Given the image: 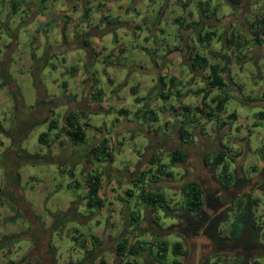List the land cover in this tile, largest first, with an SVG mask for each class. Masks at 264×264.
<instances>
[{
    "label": "rangeland",
    "instance_id": "1",
    "mask_svg": "<svg viewBox=\"0 0 264 264\" xmlns=\"http://www.w3.org/2000/svg\"><path fill=\"white\" fill-rule=\"evenodd\" d=\"M43 1L49 11L55 4V13L61 9L58 6L61 0L55 4ZM90 2L93 6L85 13L90 29L85 27L77 37L65 39L53 31L56 17L50 24L44 16L39 18L46 15L41 0H0V82L4 81L0 87V189L7 185L9 190L8 194L0 190V264H100V259L104 264H117L113 246L121 230L131 240L141 234L148 240L160 231L169 243L179 240L185 254L174 255L181 264H193L197 250L209 258L212 243L200 235L177 237L166 228L175 218L163 214L158 205H152L156 209L154 223L152 211L144 210L147 206L138 195L139 185L129 183V178L134 180L138 170L144 169L145 182H140L144 187L150 185L147 160L152 154L157 158L161 150L158 157L166 161L163 162L166 168L160 174L163 177L168 169L172 175L171 180L166 177L160 182L169 184L160 186L161 192L170 208L178 207L181 195L177 187L186 179L195 177L203 187L215 186L213 173L203 157L222 143L231 148L229 155L234 158L230 162L231 173L247 177L243 188L258 199L255 216L261 223L264 185L259 188L257 181L264 176V40L260 44L251 41L248 22L264 13V0H242L234 8L225 0ZM98 2L104 6H97ZM211 8L214 12L209 15ZM35 12L39 14L33 18ZM84 18L78 17L77 22H83ZM176 18L182 21L181 26L174 22ZM193 21H198L196 27ZM73 26L68 23L67 34L74 35V29L80 32V27ZM197 30L216 33L207 44H200L195 39ZM218 34L225 38L239 35L237 47L234 44L226 47L224 37H217ZM81 38H86L84 43L79 41ZM48 47L54 51L51 56ZM194 51L206 56L208 62L215 60L220 64L225 63L220 54L224 51L229 59L221 74L225 76L227 72L241 89L231 82L226 91L212 88L210 95H229L221 116L225 118V114L234 111L236 118L219 129L213 122L202 125L193 122L196 126L193 138H187L184 144L177 138L179 123L175 119L180 116L176 114L183 113L182 105L186 103L201 106L199 99L206 89L208 72L206 67L190 71L189 55ZM63 55L65 61L61 59ZM66 63L80 69L75 79L81 82L75 84L74 78L61 69ZM169 74L177 84L173 89L164 87L168 97L163 98L156 94L160 87L158 76L166 79ZM63 79L69 83L67 90ZM134 85L136 91L131 94L129 87ZM91 86L100 89L99 99L91 95ZM40 95L57 100L56 107L50 108L55 109L58 127L68 108L84 111V116L78 118L79 122L87 121L84 144L72 145L62 133L56 137L58 128L52 129L46 142L39 141L38 134L46 131L49 123L45 118H55L31 111ZM134 95L144 97L135 102ZM69 98L76 103L68 102ZM117 108L126 109V113L120 114ZM190 113L186 111V115ZM34 115L40 121L32 126ZM191 125L186 120L183 127L191 133ZM101 139L110 150L112 159L108 161L84 154ZM175 147L183 149L186 160L181 163L168 160L166 151ZM24 150L39 151L43 156L35 161L22 158ZM91 169L100 178L103 206L99 209L84 203L83 179ZM70 180H77L79 186L69 185ZM125 186L130 187V195L124 193ZM220 198L223 201L228 197ZM139 209L144 214L132 231L127 226L128 216ZM90 233L98 242L92 241ZM228 250L224 248L222 255ZM137 256L143 264H159L146 250ZM171 256L168 251L166 258ZM252 256L264 260V246L253 250Z\"/></svg>",
    "mask_w": 264,
    "mask_h": 264
},
{
    "label": "trees",
    "instance_id": "2",
    "mask_svg": "<svg viewBox=\"0 0 264 264\" xmlns=\"http://www.w3.org/2000/svg\"><path fill=\"white\" fill-rule=\"evenodd\" d=\"M225 2L232 5L234 8L240 2H242V0H225ZM198 5L200 6L201 2L198 1ZM200 12L202 13V11ZM213 12L214 8H211L209 15H212ZM84 17H86L85 14L82 15V18ZM174 22L181 26L182 21L179 18H176ZM192 24L197 25L198 21H193ZM196 25L194 27H196ZM248 26L251 32V41L253 43L260 44V41L264 40V13L255 17L252 22L249 21ZM63 30L64 27H62L61 30L64 35ZM197 31L198 32L195 35V39L200 44H207L211 40L212 36L216 33V31L214 30L203 32H200L199 30ZM220 36L222 37L223 35H217V37ZM238 38L239 35L234 36L230 34L229 38L227 36L226 38L224 37V45L230 48L229 46L231 44H234L235 47H237ZM120 49H123V47L121 46ZM168 49L170 50V48ZM220 54L224 57V64H220L215 60L208 62L207 57L198 53V51H194L189 55L190 60L188 67L190 71L195 69L205 70L206 67L208 69V72L205 76L206 89L200 95L199 99L201 106H199V104L191 106L189 105V103H186V105H182L183 113L181 111L176 114V117L180 116V118H176L175 121L179 123L177 125L176 133L177 138L181 143L186 144L189 140L187 138H193V129L194 127H196L193 122H196L198 125H202V123L210 124L211 122H213L216 125L217 129H219L221 126L223 127L224 125L229 123V121H232L236 118V114L234 111L225 114V118L221 116L225 112L224 105L226 100L229 98V95H227L226 93H214L210 95V91L212 88L222 89L223 91H226L225 87L229 85L228 82L234 84L236 89H241V87L239 86L240 84L234 83L230 75H227V72L224 74L225 76L221 74V72H225L226 64L228 63L229 58H227L224 51L220 52ZM175 80L176 79L172 76V74H169L166 79H164L163 75L158 76L160 87L156 91V94L163 98H167L168 94L164 91V87L167 88V90L171 87L173 89L174 85L177 84ZM64 81L65 82H62L63 85H65V83L67 82L66 80ZM3 84L4 81H1L0 87ZM135 89V85L130 86V93L134 94L136 91ZM91 90V95H93V97L95 98L98 97L99 99L100 89L91 86ZM175 93L177 96L179 95L178 91H175ZM262 95L264 96V88L262 90ZM46 97L40 95L36 104L31 109V111L35 110L37 113H48L49 116L51 115L52 117H55L53 119H49L47 117L45 118L46 120H49V123L47 126V130H42L38 134L39 141L46 142L48 134L52 131V129L58 128L60 132L56 133V137H59V135L62 133L66 136V138L72 145L84 144L86 139L84 125L87 124V121L79 122L78 120L79 115L84 116V111L82 109L78 110L68 108V110H66V112L64 113L65 115L63 121H61L62 123L58 127L57 125L59 121L58 118H56L57 114L55 112V109L53 110L58 102L55 99H47ZM143 97L144 96L134 95L133 100L135 102H139ZM262 99L264 98L262 97ZM84 105L87 106V102H85ZM186 111H191V113L186 115ZM117 112L123 114L126 113V109L117 108ZM181 114H183L184 117H182ZM257 114L259 115V117L262 116V112L260 111L257 112ZM153 118L154 117H152L151 120ZM46 120L44 122H46ZM186 120H188L192 124L191 133L188 132L187 128L183 127V124L186 122ZM39 121L40 120L37 118V116L34 115V120L31 122V125L33 126ZM165 122L167 123V119L164 120V123ZM13 139L12 141H14ZM262 147L264 148V144L262 145ZM160 151L161 150H158V153ZM109 153L110 150L106 147V142L104 139H101L95 145L91 144L84 152L85 155L92 157L95 160L105 158L103 159L105 161L112 159ZM158 153L157 158H153L152 154L150 160H147L148 167L146 171L149 174L148 182L150 185L144 187V184L142 185V183L140 182H145L143 173L145 172L144 169H139L138 175L135 174V179H131V181H129V183H137L139 185L138 195L147 206V209L144 208V210H148V212H154L156 209H154V206L152 205H158L157 207H161V209H163V214H168L169 216L174 217L175 222H172L170 225H166V228L172 230V232L177 237L185 238L191 234L195 235L201 228L202 233L208 236L209 241L213 245L210 257L211 255H215L214 257L206 258V262L204 264H264V260L252 256L253 250H257L258 248H262L264 246V240L261 241L262 233H264L262 232L264 230V226H262L261 223H264V217L261 219L260 223L258 217L255 216V207L257 205L258 199L251 195L250 192L246 191V189L238 193L236 197L232 195L233 190H228L230 187L234 186L240 188L245 184L244 182H248L247 177L243 175L235 176L231 173L230 162L234 161V158L229 155V153H231V148L220 143L218 147L211 151V153H208L203 157L205 159L204 163L213 173V178H215V180L219 183V188L221 190H228V192H230V201L228 203V206L226 205L224 207L223 205H225L226 202H221V194H219L218 192L219 189H216L215 187L204 188L202 187L203 184H201V181H199L195 177H191L186 179V181H183L182 184L177 187L178 192L181 195V200L177 204L178 207H176L175 205L173 207L174 209L170 208V206L166 203L167 200L165 199V196L162 195V192H157L155 186H152L153 183L159 178L158 174H160L161 171L165 170L166 168V163H163L166 161L160 159L158 157ZM237 153L238 152L234 153V155ZM166 154L168 160L170 158V163H181L186 160V158H184L182 147H175L172 150L169 149L166 151ZM22 156V158L33 160L41 158L43 155H41L39 151L28 152L24 150ZM59 165L60 164L58 163V166ZM262 168H264V165H262ZM155 170L156 172H154ZM96 173L98 172H94L92 171V169L85 172L83 180L86 183V191L84 192L83 196L85 197L84 203L87 207L92 206V208L99 209L101 208V206H103V198L101 197V195H99L101 183L100 178ZM164 173L169 174L170 172L167 169L166 171H164ZM72 174L73 172L71 171V169H69V175L72 176ZM19 177L20 175L17 174V180L19 179ZM257 183L259 188H262L264 185V176L262 177V179L257 181ZM69 185L78 187L79 183L77 180H70ZM7 188L8 187L6 185L4 189L0 190L1 192H6L8 194L9 190ZM124 193L126 195L131 194L129 186H126V188H124ZM115 198H118L120 200L119 196H116ZM203 206H206L211 211L208 212L203 208ZM220 206L223 208H220ZM70 209L71 205L68 210ZM176 209H179L180 211L176 213ZM143 214V211H141L140 209L138 211H135L134 213H130V215L128 216L127 226H129L130 228L133 227L131 228V230H133L135 228V225L139 223V220L141 219V216ZM221 225H224V227L222 228ZM158 227L162 226L160 225ZM90 234V236L92 237V241L98 242V239L93 235V233ZM120 235V238L116 240L113 246L115 257L118 260L117 264H143V261L138 259L137 256L138 252H140L141 250H146L148 254L151 255L159 264H181L182 261L177 259L175 255L178 253L185 254V252L181 249V243L179 240L176 239L169 243L168 240L164 238L165 236H163L164 234L161 231L153 234L148 240L141 236L137 239L131 240L130 236L126 237L122 235V230L120 232ZM75 238L76 236H73V239ZM224 248H228L229 250L226 254L222 255L224 253ZM91 249L92 247L88 250V252L92 251ZM168 251L172 254L170 259L166 258V255H168ZM218 253L219 255H216ZM222 257L223 259H221ZM102 261L103 260L100 259V264H104L102 263ZM11 263L13 262L11 261Z\"/></svg>",
    "mask_w": 264,
    "mask_h": 264
},
{
    "label": "crops",
    "instance_id": "3",
    "mask_svg": "<svg viewBox=\"0 0 264 264\" xmlns=\"http://www.w3.org/2000/svg\"><path fill=\"white\" fill-rule=\"evenodd\" d=\"M41 1L43 3L42 7H44V9H45L44 13H46V15L41 14L39 18H41L42 16H44V19L47 21V24H50V22L54 21V18L56 17L57 21H56L55 24L52 25V27H54V30L53 31H55V35H58V37L59 36H62V37H65V39H66V36L67 37L74 38V37H77L78 34L83 33V31L85 30V27L88 28L89 21H88L87 17L84 18V21L83 22H79L78 23L77 20H78V17H80L83 14L87 13L91 9V7L93 6L91 4V2H90L91 0H61L60 3H59V5H58V6H60L61 9L58 12H56V13H55V11L57 9H56V6H55L56 4L55 3H56L57 0H51V1H54V4L55 5H52L53 7H52V9L50 11L47 10L46 7L44 6V3L45 2L43 0H41ZM105 1L107 2V4L110 3V0H101V2H105ZM101 2H98L97 3V6H99V5L104 6V3H101ZM32 4H33V2H31L30 5H32ZM66 4H67V6H66ZM38 14H39V12H35L34 15H33V18L34 17L35 18L38 17ZM59 17H60V20H59ZM68 23H70L71 25L74 24L73 27H75V26L80 27L81 28L80 29V32L79 31L75 32V29H74V35H71L70 33L67 34V26H68ZM62 27H64V30H63L64 31V35H63V32L61 31L62 30ZM88 29H90V28H88ZM49 34H50V32H49ZM46 37H48V33H47V36ZM85 40H86V38H84V39L81 38L79 41L82 42V43H84ZM48 49L51 50V52H49L48 56L49 55L50 56L53 55L54 54V51L52 50V47H48ZM65 56L66 55L61 56V59L63 61H65ZM61 69H63L64 71H67L70 74V77H72L71 79L74 78L72 82H74L75 84H78V82H81L80 80H76L75 79V78H77V75L80 72V69L77 68L76 66H74V65H68L66 63V64H64V66H62ZM62 82H65L64 79L62 80ZM70 85H71V83H70ZM64 87H65V90H67L68 87H69V83L66 82L65 85H64ZM70 101H73V100L70 99ZM70 101H68V102H70ZM74 102L76 103V101H73L72 103H74ZM140 168H141V166H140ZM135 176H134V178H135ZM158 177L159 178L153 183L152 186H155V189L157 190V192H161V187L160 186L165 187L167 185L166 187H169V184L166 183V185H163V184H160V182L163 181L164 178H166V177L167 178H170V180H171L172 175L170 173L169 174L164 173L163 174V177H162L161 174H158ZM129 181H131L130 178H129ZM159 187H160V189H158ZM125 188H126V186H125ZM152 214H153V216L151 217V220L155 223V220H153V217L156 218V215L154 216V212H152ZM131 228H133V227H131ZM140 236L144 238L145 234L144 235H139L138 237H135V238L137 239ZM163 236H165V235H163Z\"/></svg>",
    "mask_w": 264,
    "mask_h": 264
},
{
    "label": "flooded vegetation",
    "instance_id": "4",
    "mask_svg": "<svg viewBox=\"0 0 264 264\" xmlns=\"http://www.w3.org/2000/svg\"><path fill=\"white\" fill-rule=\"evenodd\" d=\"M215 172V171H214ZM216 181V180H215ZM245 183V182H244ZM214 184H215V186H213V187H215L216 189H219V194H221V197H228L227 199H223V201L224 202H226L225 203V205H227V203H229V201H230V192H228V190H233V192H232V195L234 196V197H236V195L238 194V193H240V192H242L243 190H245V188H243V187H246L245 186V184L242 186V187H240V188H237L236 186H234V187H230L228 190H221L219 187H220V185H219V183L216 181V182H214ZM203 187V186H202ZM212 187V186H211ZM210 187V188H211ZM204 188H206V187H204ZM243 189V190H242ZM246 191H247V189H246ZM222 202V201H221ZM196 235H200L201 237L202 236H205L207 239H208V236L207 235H205V234H203L202 233V229L200 228L199 230H198V232L194 235V234H191V235H188L187 237H192V236H196ZM209 240V239H208ZM198 242H199V240H197ZM198 252V250L196 251V254H195V261H194V263L193 264H204L205 262H206V258H205V253H203V252H201V254H199V253H197ZM197 254H199V255H197Z\"/></svg>",
    "mask_w": 264,
    "mask_h": 264
}]
</instances>
